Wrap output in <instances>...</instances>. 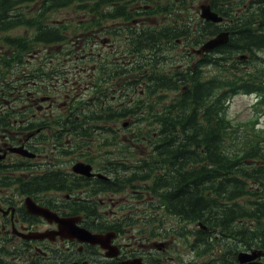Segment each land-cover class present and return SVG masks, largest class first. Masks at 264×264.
I'll list each match as a JSON object with an SVG mask.
<instances>
[{"label": "flooded vegetation", "instance_id": "flooded-vegetation-1", "mask_svg": "<svg viewBox=\"0 0 264 264\" xmlns=\"http://www.w3.org/2000/svg\"><path fill=\"white\" fill-rule=\"evenodd\" d=\"M19 1L0 0V264H195V228L166 222L146 172L156 151L142 134L180 93H162L152 61L187 77L195 70L190 7L101 0L93 14L82 5L13 6ZM56 25L62 40H38ZM174 27L180 34L158 56L136 55L140 36Z\"/></svg>", "mask_w": 264, "mask_h": 264}, {"label": "trees", "instance_id": "trees-1", "mask_svg": "<svg viewBox=\"0 0 264 264\" xmlns=\"http://www.w3.org/2000/svg\"><path fill=\"white\" fill-rule=\"evenodd\" d=\"M33 2H40L42 8L56 9L69 4L82 5L93 14L105 6L101 0H20L13 6ZM174 3H168L169 10L174 9ZM210 3L228 21L220 24L204 21L195 28L198 35L195 43L222 30L231 32L230 41L213 52L215 57L207 55L200 59L188 77L180 68L170 72L159 61H152L151 66L159 69V79L164 81L162 93H180L166 103L165 113L157 114V125L142 128L146 131L142 134L156 151L151 157L152 167L146 170L156 184L152 192L159 193L167 211L179 215L180 222L205 225L206 229L198 226L195 229L202 233L195 242V253L208 257L207 262L213 259L224 264L235 262L228 252L218 250L210 240H202V236L209 235L213 241L211 234L218 233L220 239L233 236L238 242L244 236L248 245L264 248V130L245 132L243 124H234L227 116L231 97L239 93L258 95L264 106V0H210ZM9 5L6 3V7ZM173 29V34L167 29H157L149 38L140 36L136 39V55L146 56L150 52L158 56L163 40L172 41L180 34L178 28ZM39 32L40 42L64 37L59 25L55 32L42 29ZM244 54L249 57L240 59ZM145 65L140 62V71L146 70ZM208 65L215 67V73L205 76L203 67ZM164 97L160 93L159 101ZM143 104L137 103L141 109L138 113L145 108ZM156 187L166 189V198L161 197L162 192ZM243 198L248 199L246 203L241 201Z\"/></svg>", "mask_w": 264, "mask_h": 264}, {"label": "rangeland", "instance_id": "rangeland-1", "mask_svg": "<svg viewBox=\"0 0 264 264\" xmlns=\"http://www.w3.org/2000/svg\"><path fill=\"white\" fill-rule=\"evenodd\" d=\"M178 1L185 2L187 4V6L190 7L189 12H192L194 14V17L196 19L200 20L201 19L200 15H199L200 5L202 3H208L209 0H178ZM73 9H74V7H73ZM181 12H182V10H181ZM61 17H63V16H61ZM199 25H201V24L199 23ZM119 48H121L120 44H119ZM186 53H187V51H184V54H186ZM181 54H183V52H181L180 50L173 53L174 56H179ZM184 59H186V58L184 57ZM196 60L197 59L195 58V61ZM178 61L179 60H177V62ZM203 69L205 72V76H210L211 74H214V72H215V68L212 66H204ZM228 105H229L228 113H227L228 118L231 119L234 124H244L245 132H247V130L248 131H254V130H263L264 129V108H262L260 105H258L256 95H254V94H243V93L236 94L235 96H233L231 98ZM136 208L137 207H135V210H136ZM135 222H138L137 219ZM184 228L186 230H192L193 228L196 229L197 227H196V224L194 222H190L188 224H185ZM200 233L201 232H198L199 237L201 236ZM201 239L205 240V241H209L208 236H202ZM243 247L246 248V246H244V245H243Z\"/></svg>", "mask_w": 264, "mask_h": 264}, {"label": "water", "instance_id": "water-1", "mask_svg": "<svg viewBox=\"0 0 264 264\" xmlns=\"http://www.w3.org/2000/svg\"><path fill=\"white\" fill-rule=\"evenodd\" d=\"M201 9H202L201 16L206 18L207 20L214 21V22L222 21L223 18L221 16H219V14L217 12H214L212 10L210 4H202ZM228 41H229V32L223 31V32L219 33L218 35H216L215 37L211 38L209 41H207L202 46V48L198 51L199 52L209 51L213 48H216V47H219L223 44H226ZM79 231L88 235V236H86L85 239L93 241V242L98 241L97 237H94L90 234H87V232H85L86 230L81 229ZM261 254H262L261 252H255V251L252 253L241 252V253H239V260L243 263L247 262L249 264V262L254 260L256 257L260 256Z\"/></svg>", "mask_w": 264, "mask_h": 264}, {"label": "bare ground", "instance_id": "bare-ground-1", "mask_svg": "<svg viewBox=\"0 0 264 264\" xmlns=\"http://www.w3.org/2000/svg\"><path fill=\"white\" fill-rule=\"evenodd\" d=\"M208 33V32H207Z\"/></svg>", "mask_w": 264, "mask_h": 264}]
</instances>
